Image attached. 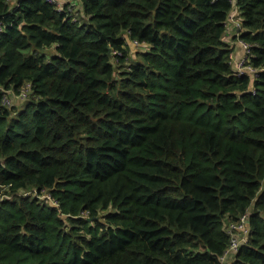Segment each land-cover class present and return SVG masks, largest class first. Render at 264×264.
Segmentation results:
<instances>
[{"label": "trees", "instance_id": "1", "mask_svg": "<svg viewBox=\"0 0 264 264\" xmlns=\"http://www.w3.org/2000/svg\"><path fill=\"white\" fill-rule=\"evenodd\" d=\"M236 6L264 69V0ZM81 7L0 0V181L57 204H0V264H222L247 213L230 264H264V71L233 70L234 5ZM126 38L148 46L130 64Z\"/></svg>", "mask_w": 264, "mask_h": 264}, {"label": "built area", "instance_id": "2", "mask_svg": "<svg viewBox=\"0 0 264 264\" xmlns=\"http://www.w3.org/2000/svg\"><path fill=\"white\" fill-rule=\"evenodd\" d=\"M233 5L235 0H229ZM50 4H56L58 6V10L61 12L64 10L63 7L60 6L58 0H48ZM71 8H68L70 12ZM134 47L139 48L142 46L137 41H133ZM240 45L243 48L244 55L241 60L235 63L236 72L239 73V76L249 75L253 79H257L259 73L264 71V69H257L252 64L249 63L250 55L252 54V45L240 40ZM31 91V86L27 84L23 87L22 91L17 95L13 96L17 99L18 103H26L30 96L29 93ZM13 97L5 96L2 100V105L4 107L10 108L12 105H15L13 102ZM45 192V191H44ZM48 199L52 202V205H57L56 201L51 198V196L47 193H43L42 196L38 194V190L35 188H29L26 190L13 191L11 185L5 186L0 181V204L5 203L6 201H13L19 199ZM249 223V214H245L239 221L234 224L227 225V232L230 235V246L224 252L223 257L221 259L222 264H230L231 261L235 258L238 251L243 245H246L250 239V228L248 226Z\"/></svg>", "mask_w": 264, "mask_h": 264}, {"label": "crops", "instance_id": "3", "mask_svg": "<svg viewBox=\"0 0 264 264\" xmlns=\"http://www.w3.org/2000/svg\"><path fill=\"white\" fill-rule=\"evenodd\" d=\"M58 3L63 8H65L66 6H68V8H71L69 13H72V14L76 13L77 15L82 14L81 13V10H82L81 0H58ZM236 4H237V0H235L233 10L231 11L228 21H227V31H226L225 42L234 50L233 53L231 54V60H232L233 70L237 74L235 63L241 60V58L244 55V51L240 45V40H239V36L241 32L242 17H241V13L238 7L236 6ZM126 41H127L129 50L135 48L132 40H129L128 38H126ZM135 49H138V52H136L138 54L141 51H146L148 49V46L142 45L141 47L135 48Z\"/></svg>", "mask_w": 264, "mask_h": 264}, {"label": "rangeland", "instance_id": "4", "mask_svg": "<svg viewBox=\"0 0 264 264\" xmlns=\"http://www.w3.org/2000/svg\"><path fill=\"white\" fill-rule=\"evenodd\" d=\"M136 52H138V49H135V48H133V49H130L129 50V58H130V60H129V64L131 63V62H133V59H134V56L135 57H137V55H139V54H137ZM138 58V57H137ZM136 58V59H137ZM134 61H135V59H134ZM13 102L15 103V108H17V109H21V108H23L24 106H25V104L26 103H18L17 102V99L15 98V97H13ZM9 202H12L11 200L10 201H6L5 203H9Z\"/></svg>", "mask_w": 264, "mask_h": 264}, {"label": "water", "instance_id": "5", "mask_svg": "<svg viewBox=\"0 0 264 264\" xmlns=\"http://www.w3.org/2000/svg\"><path fill=\"white\" fill-rule=\"evenodd\" d=\"M109 57H110V59H112V56H111V54L109 55Z\"/></svg>", "mask_w": 264, "mask_h": 264}, {"label": "bare ground", "instance_id": "6", "mask_svg": "<svg viewBox=\"0 0 264 264\" xmlns=\"http://www.w3.org/2000/svg\"><path fill=\"white\" fill-rule=\"evenodd\" d=\"M237 75L239 76L240 74L238 73Z\"/></svg>", "mask_w": 264, "mask_h": 264}]
</instances>
